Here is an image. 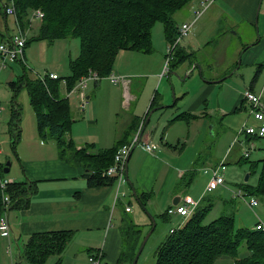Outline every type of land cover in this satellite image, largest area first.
I'll use <instances>...</instances> for the list:
<instances>
[{"label": "rangeland", "instance_id": "374dc122", "mask_svg": "<svg viewBox=\"0 0 264 264\" xmlns=\"http://www.w3.org/2000/svg\"><path fill=\"white\" fill-rule=\"evenodd\" d=\"M2 1L6 3L7 0ZM258 2L261 7L263 0H258ZM259 7L256 8L257 12L255 11L253 19H248L241 14L226 12L222 14L219 22L215 19V16L219 17L218 15L203 10L201 0H192L189 6L175 12L173 19L177 25H180L182 15L187 17V12L190 14L189 22L193 20L195 10L200 9L205 12H201L188 34L181 37L178 42L180 47L195 50L191 57L192 60L176 66H172L174 52L170 60L166 62L169 43L165 39L163 25L160 21L156 22L151 30V52L121 50L119 57L118 55L116 57L111 74L124 76L132 81L130 94L135 95L137 99L130 102L128 98L131 103L130 111L127 108L129 103L125 104V95L122 94L119 102V94L122 90L120 81L113 84L106 76L98 80L97 85H94V81H88L84 90L69 91L67 89L64 78L71 75L70 59L79 55L80 41L78 38L64 37L50 42L46 40L29 42L24 49L25 58L23 60L9 61L6 62L5 67H0V163L5 164L6 161H10L9 171L3 172V178L10 180L13 175H19L20 166L16 155L24 148L31 149L29 143L34 146L38 144L47 146L51 142L56 146L55 140L46 133L39 134L35 112L26 89L22 87L14 94L9 82H17L23 75L36 78L53 72L59 76L60 96L68 97L71 113L74 116L83 117L72 123L67 137L76 132L79 135H85L90 131L100 136L101 143L98 145L100 147H107L106 143L112 145L114 135H117L119 128L123 127L127 116L133 113L138 115L147 113L154 93H156L157 102L148 113L145 128L147 131L156 122L159 126L164 123V126L174 115L185 110L189 111L191 108L190 111L194 115L190 117V122H181L178 119L170 128L178 137L174 143L177 145L176 151L182 150L183 158L187 155V158L191 160L187 174L193 172V178L196 180L195 186L202 184L200 196L190 194L189 196L198 200L203 193L215 199L203 217L202 224L211 222L219 215L231 214L235 217L236 227H253L256 221L264 224V196H253L258 204L255 207L248 205L250 196L240 185L244 181L245 174L249 173L248 164L238 163L246 139L244 133L238 136V132L243 127L244 121H247L248 126L253 127H257L259 123L249 116L247 103L235 111L243 91L250 88V85L256 94L263 91L264 98V14H259ZM38 10L43 12L41 9ZM41 19L31 21L32 29L26 31L27 40L36 33ZM3 20L4 14L0 2V21L3 22ZM6 25L7 32H13L12 35L17 33L18 28L13 15L6 14ZM2 27L6 31L4 22ZM196 28L197 31H195ZM259 39L258 44H252ZM248 44L249 47L244 51ZM259 63L262 64L260 65L261 72L257 73L253 80ZM227 72L229 73L226 74ZM223 76L226 77L216 82ZM204 80L212 83H206ZM78 81L79 79L76 83ZM202 92H204L205 99L198 105L197 98ZM87 94L90 95V100L86 99ZM240 94L241 96L238 97ZM181 95L183 97L179 98ZM13 107H18L20 111L17 126L20 133L14 146L13 137L11 138L7 131ZM90 120H96V123L90 126L88 124ZM211 127H214L213 133ZM236 138V143L231 145ZM252 140L255 149L247 158L256 160L264 157V137H253ZM139 147H142L141 144L134 149ZM225 154L228 156L224 157ZM66 155L71 154L67 152ZM224 159L226 183L213 191H206L205 185L210 174H204L201 168L203 165L214 166ZM165 160L174 165L173 160L169 158ZM259 169L258 166L256 171L248 177V184H256ZM187 180L188 177L178 184L186 187L184 183ZM191 188H193V183ZM238 190H241L243 198L234 196L233 191ZM153 214H155L156 226L148 236L136 264H155L157 248L166 240L169 235L168 231L179 221L178 216H173L175 220L168 221L160 217L158 212H153ZM126 216L130 218L131 214ZM10 244V241L7 243L6 237H0V264H20L17 256L15 261H11L10 253L16 255V251L13 250L15 246L12 247ZM247 254L249 253L242 243L235 256L221 255L216 258L215 263L229 264ZM53 258L55 256L49 257L45 264H52ZM110 263L115 264L116 262Z\"/></svg>", "mask_w": 264, "mask_h": 264}, {"label": "trees", "instance_id": "16d2710c", "mask_svg": "<svg viewBox=\"0 0 264 264\" xmlns=\"http://www.w3.org/2000/svg\"><path fill=\"white\" fill-rule=\"evenodd\" d=\"M191 1L13 0V5L17 27L23 32L29 29L31 23L29 14L36 9L43 11V17L36 33L29 40L26 39L25 46L32 41L46 40L50 42L64 37L79 39V55L70 59L71 75L64 78L66 87L70 90L79 77L87 74L89 69L95 70L101 77L110 75L115 58L121 50L151 52V30L158 21L163 25L166 41L169 45L172 44L178 35V28L173 15ZM0 2L2 12L6 17L5 3L2 0ZM5 37V32H0V42L5 41ZM256 42L258 40H255L253 44ZM173 52L172 66L186 60L190 61L194 55V51L188 52L178 44L174 47ZM259 72L260 70L255 72L253 80ZM58 81L59 78L49 79L45 76L40 79L39 77L28 78L23 75L17 82H9V86L14 94L22 87L26 89L30 104L35 112L39 134L46 133L47 136L53 138L59 149L60 157L69 163L80 165L86 171L88 186L114 184V177L102 176L101 172L112 164L118 148L131 140L129 136L135 134L138 128L144 124L146 126L148 121L145 123V120L148 113L154 103L157 102L156 93L152 97L144 118L133 116L114 145L91 152L89 146L76 147L75 143L67 137L73 123V117L68 97H62L58 94ZM250 89L252 90L251 85ZM244 103L246 102L241 98L235 107V111L241 109ZM188 115V113L181 112L172 121L188 119ZM19 119V108L13 107L7 129L11 138L13 137V146L20 133V129L17 127ZM67 152H70L71 155L67 156ZM238 163L248 164L249 176L256 171L258 166L260 167L255 185L248 184L247 181H243L240 185L249 196H264V157L250 160L240 156ZM3 169L4 164L0 163V179L3 177ZM193 175L191 171L181 180L188 177L187 182L184 183L187 185L193 179ZM35 182L12 180L6 184L4 191L11 199V208L23 209L28 206L29 195L35 190ZM130 194L134 196L132 192ZM135 196L144 206L150 197L144 192L138 193L136 188ZM213 203L214 198L212 197L201 198L193 214L185 220L178 230L171 235L169 234L157 248L155 264H216V258L221 255L235 256L242 243H244L249 254L237 258L229 264H264V230L254 227H236L233 214L219 215L211 222L202 224L203 217ZM1 210L0 190V214ZM165 215H167L166 212L159 216L166 219ZM154 228L155 226L152 228V223H150L147 231L150 229L153 231ZM120 233L122 250L116 264H131L135 252L147 232H144L143 226L135 224L131 218L124 216ZM72 236V230L32 233L24 243L19 256L26 264H45L48 257L55 255L57 259L54 264H60L61 254Z\"/></svg>", "mask_w": 264, "mask_h": 264}, {"label": "crops", "instance_id": "0c3cea01", "mask_svg": "<svg viewBox=\"0 0 264 264\" xmlns=\"http://www.w3.org/2000/svg\"><path fill=\"white\" fill-rule=\"evenodd\" d=\"M263 2L262 6L259 7L258 3L260 2L258 0H214L204 11L218 15L219 17L215 16L216 22H219L222 14L226 12L230 14H241L248 19H253L256 8L258 9V7L259 14H264ZM189 5L190 3L187 6ZM189 16V12H187V17L182 15L179 24L187 22ZM4 19L5 22L4 20L3 22L6 31L2 27L3 22L0 21V32L3 33L5 31V39H7L13 32H7L6 17ZM179 26L176 23V27L179 28ZM31 29L30 24L29 30ZM26 31L24 32L25 35ZM195 31H197V28ZM259 41L260 39L255 44H258ZM185 50H188V52L190 50L195 51L191 48ZM120 52L117 54L118 57ZM23 58H25V50ZM191 60L192 58H190ZM260 64H258L257 70H260ZM126 79L128 81L127 96L129 101H135L137 99L135 95L130 94L132 91V81L128 78ZM205 82L212 83L211 81ZM94 83V85L98 84L95 81ZM57 85L58 94H60L59 82H57ZM121 87L119 102L122 94L124 95V87L122 84ZM204 92L197 98L198 105L201 101L204 102ZM240 96L241 94L238 97ZM87 97V100H90L89 94H87ZM180 97H183V95ZM130 102L127 106L129 111ZM190 110L182 111L189 114L188 119H180L179 121L190 122L189 120L191 118L189 117L194 115ZM179 113L174 115L173 118ZM204 113L206 114V112ZM145 115L146 113L142 115L133 113L127 116L123 127L119 128L117 135H114L112 145H114L118 136L124 131L128 123H130L133 116L142 119ZM72 117L73 123L83 118L74 116L73 113ZM172 119L164 126V123H161V126H159L158 122H156L148 131L145 129V126L141 136V142L156 143L158 145L156 148L157 151L155 149L153 152H148L143 147H139L136 150L133 149L129 153L126 162V182L122 183L119 187H117L115 182L112 185L88 186V180L85 176L86 171L80 165L72 164L62 159L57 144L55 146V144H51L50 142L47 146L46 144L34 146L32 143H29L31 149L24 148L16 157L20 166L19 175H13L10 179L28 180L30 182L36 181L35 190L29 195V204L26 208L9 209L8 220L11 232L8 236L9 238L7 236H0L6 237L7 243L9 241L11 243L10 246H15L13 250L16 251V255L15 253H10L11 261H15L17 256L20 264H26L20 258L19 254L22 252L23 245L30 234L35 232L72 230L73 236L61 254L60 264H91L88 259L89 256L96 255L97 253L101 254V259H99L100 264L117 262L122 250L120 226L124 216L131 214L132 218H130L132 221L135 224L143 226L144 232H147L149 224L151 223L149 216L140 205L138 206L136 198L130 194L132 192L130 183L133 184L138 193L144 192L150 196L146 200L145 207L152 215H155L153 212H158V215L163 214L166 208L181 196L189 194L199 195L202 184L195 186L194 183L196 180L194 178L186 187L178 184L182 177L187 174L191 160L187 158V155L183 158L184 154L181 153L183 152L182 150L178 149L179 152L176 151L177 145L174 143H176L178 137L173 129L171 130L175 121H172ZM90 121L88 123L90 126L96 123V120ZM211 128L213 133L214 127ZM132 135L129 136L130 139L133 137ZM68 138L75 143L76 147L87 145L92 152L112 146L110 145L111 143H106L105 146L107 147L98 146L101 143L100 136L90 131L85 135H79L76 132L72 136L70 134ZM236 141L234 143L232 142L231 145H234ZM227 156L225 154L224 157ZM165 158L173 160L174 165L166 161ZM192 183L193 188H191ZM191 191L194 194L190 193ZM202 198L207 199L209 196L202 193ZM125 206H129L130 210L126 211ZM165 217L168 221L175 220L173 216L165 215ZM56 259L57 256L52 259V264H54Z\"/></svg>", "mask_w": 264, "mask_h": 264}, {"label": "built area", "instance_id": "2783aa9c", "mask_svg": "<svg viewBox=\"0 0 264 264\" xmlns=\"http://www.w3.org/2000/svg\"><path fill=\"white\" fill-rule=\"evenodd\" d=\"M214 0H201V6L203 7V10L206 9L208 6H210L213 3ZM5 13L13 15V17L16 19L15 15V9L13 5V0H7L4 5ZM203 10L197 9L195 10V16L193 20L190 22H182L178 28V35L175 39V41L169 45L166 62L170 60V56L172 55L174 47L178 44L181 37L186 36L188 32L191 30V27L193 26L194 22L198 19L199 15ZM43 17V12L36 9L32 12L30 15V20H38ZM16 24V21H15ZM17 26V24H16ZM18 28V27H17ZM26 35L23 31H21L18 28L17 33L11 35L8 37L5 41L0 42V67H5L6 62L14 61V60H23L24 56V49L26 44ZM45 76H47L49 79H57L59 76L56 73L49 72L48 74H45L43 77H39L40 79H43ZM102 77L97 74V72L93 70H89L86 75H83L79 78V81L75 83V85L69 90L74 89H80L84 90L87 86L88 81H95L97 82ZM109 81L113 84L120 83L124 87V95H125V104H128V81L124 76H118L115 74H110L107 76ZM68 91V92H69ZM67 97V96H66ZM242 98L244 101L248 104L249 107V116L253 117L256 121H258L259 125L257 127L248 126L247 121H244L243 127L238 132V136L241 134L246 135V139L244 142V146L241 149V156L248 157L250 155V152L255 149V144L252 140L253 137L262 138L264 137V98H263V91H261L259 94H256L253 92L250 88H246L242 93ZM87 99V98H86ZM1 108V107H0ZM141 128H139L131 140L123 144L118 148L114 155V160L111 165H109L106 169H104L101 172L102 176H110L115 178V184L117 187H119L122 183L126 182V162L129 153L137 147L139 144L148 152H153L158 145L153 142H147L143 141L141 142V139H139V132ZM237 136V137H238ZM253 136V137H252ZM248 137H251V139H248ZM242 144V143H241ZM225 159L219 161L214 166H203L201 169L204 174L208 175L210 174V178L207 182L205 190L210 192L216 189L219 186H222L226 183L225 179ZM12 180H8L5 178L0 179V190H1V198H2V210L0 214V236H9L11 229H10V223L8 220V212L11 208V199L8 196V194L4 191L6 184L11 182ZM234 196H239L241 198L244 197L241 190L233 191ZM202 198V197H201ZM199 198L198 200H194L189 195L181 196L180 199L174 204L171 203L165 210L166 214L168 216H178L179 221L176 224L175 227H172L168 232L169 234H173L176 230H178L185 220L191 216L194 212V210L199 205V202L201 200ZM258 204V201L255 197L250 196L248 205L250 207H255ZM125 210L129 211L130 207L125 206ZM255 229H262L264 230V224L261 221H257V223L253 226ZM89 261L91 264H100L101 254L97 253L96 255H90Z\"/></svg>", "mask_w": 264, "mask_h": 264}, {"label": "water", "instance_id": "95a60500", "mask_svg": "<svg viewBox=\"0 0 264 264\" xmlns=\"http://www.w3.org/2000/svg\"><path fill=\"white\" fill-rule=\"evenodd\" d=\"M238 64H239V63H238ZM194 65H196V64H194ZM225 77H226V76H223V77L220 78L219 80H223ZM219 80H217V81H219ZM147 120H148V119L146 118L145 123L147 122ZM144 128H145V124L141 127V130H140V132H139V139H141V136H142V133H143V131H144ZM127 160H128V158H127ZM9 165H10V161H6L5 164H4V169H3V172H4V173H7V172L9 171ZM248 177H249V173L245 174V176H244V181H245V182L248 180ZM130 186H131L132 193L134 194V197L136 198L138 204H139L140 207L145 211V213L149 216V218H150V220H151V223H152V228H153V227L155 226V219H154V217H153L152 214L146 209V207H145L144 205L141 204V202H140V201L137 199V197L135 196V188H134V186H133L132 183H130ZM179 199H180V197L177 198V199H175V201H174L173 203L175 204ZM150 233H151V229H150L149 231H147V233H146V234L144 235V237L142 238V240H141V242H140V244H139V246H138V248H137V250H136V252H135V255H134V257H133V259H132V261H131V264H136L137 259H138L139 255H140V253H141V251H142V249H143V247H144V245H145V242H146L148 236L150 235Z\"/></svg>", "mask_w": 264, "mask_h": 264}]
</instances>
